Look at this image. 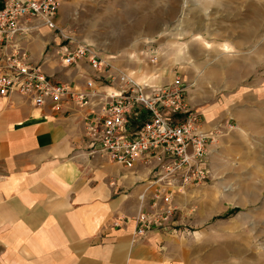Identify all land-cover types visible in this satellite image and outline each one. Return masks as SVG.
<instances>
[{
    "label": "rangeland",
    "instance_id": "1",
    "mask_svg": "<svg viewBox=\"0 0 264 264\" xmlns=\"http://www.w3.org/2000/svg\"><path fill=\"white\" fill-rule=\"evenodd\" d=\"M58 11L47 44L60 34L84 41L112 72L149 85L183 79L214 141L206 183L177 195V219L188 220L178 233L204 237L206 255L220 239L219 264L231 254L234 264H264V0H62Z\"/></svg>",
    "mask_w": 264,
    "mask_h": 264
},
{
    "label": "crops",
    "instance_id": "2",
    "mask_svg": "<svg viewBox=\"0 0 264 264\" xmlns=\"http://www.w3.org/2000/svg\"><path fill=\"white\" fill-rule=\"evenodd\" d=\"M50 32L42 27L30 41L37 63ZM44 68L57 81L83 88L94 75L87 63L66 69L53 59ZM88 112L77 106L56 112L20 95L0 96V264H219L222 241L215 237L210 246L216 250L206 255L204 237L135 235L150 169L90 157ZM180 216L177 225H186Z\"/></svg>",
    "mask_w": 264,
    "mask_h": 264
},
{
    "label": "built area",
    "instance_id": "3",
    "mask_svg": "<svg viewBox=\"0 0 264 264\" xmlns=\"http://www.w3.org/2000/svg\"><path fill=\"white\" fill-rule=\"evenodd\" d=\"M62 0H0V96L20 95L33 107L88 108L84 138L88 155L101 156L132 170L142 165L150 178L139 199L135 235L161 231L178 234L177 195L209 178L207 158L212 134L186 101L187 85L180 76L164 86L139 82L112 65L92 46L60 34L48 43L41 62L27 48L33 34L45 27L58 31L56 17ZM57 59L62 68L81 61L94 75L84 88L57 81L44 69Z\"/></svg>",
    "mask_w": 264,
    "mask_h": 264
},
{
    "label": "bare ground",
    "instance_id": "4",
    "mask_svg": "<svg viewBox=\"0 0 264 264\" xmlns=\"http://www.w3.org/2000/svg\"><path fill=\"white\" fill-rule=\"evenodd\" d=\"M228 51V49H226Z\"/></svg>",
    "mask_w": 264,
    "mask_h": 264
}]
</instances>
